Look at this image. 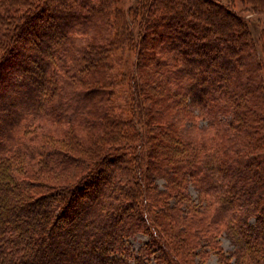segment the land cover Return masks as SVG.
<instances>
[{"label": "trees", "instance_id": "obj_1", "mask_svg": "<svg viewBox=\"0 0 264 264\" xmlns=\"http://www.w3.org/2000/svg\"><path fill=\"white\" fill-rule=\"evenodd\" d=\"M235 7L0 0V264H185L218 229L234 264H264V23ZM41 118L66 130L36 142ZM197 180L215 210L190 205ZM138 232L153 244L132 256Z\"/></svg>", "mask_w": 264, "mask_h": 264}, {"label": "rangeland", "instance_id": "obj_2", "mask_svg": "<svg viewBox=\"0 0 264 264\" xmlns=\"http://www.w3.org/2000/svg\"><path fill=\"white\" fill-rule=\"evenodd\" d=\"M55 1V0H52ZM223 4H227L228 1H231V3L236 2V12L248 17L252 22L254 21L255 24L260 25L261 28H263L264 23V17L259 15L250 14V11L248 9L247 5H241L239 3V0H220ZM135 0H120L121 7L123 11L127 12L128 8L134 4ZM2 5V4H1ZM258 21V22H257ZM97 32V31H96ZM4 33L1 30V42L3 40ZM39 40V38H37ZM98 42V40H96ZM35 54H41V50H36ZM121 63L119 68V71L121 73V79L123 82V87H120L121 95L119 105H123V101H126L129 95V88L132 85V76L133 72H131V67L133 60L135 58L134 54L132 53V49L129 48V50H125L121 54ZM33 63V64H32ZM32 65H35L34 62H31ZM152 69V68H151ZM150 105V103H148ZM11 115V114H10ZM193 116H196V118H193L192 125H194V132L196 134L197 128H204L206 131H210L211 128L208 127V122L202 118L199 117V114L196 110H193ZM66 130L63 126H59V124L47 121L46 119H40L35 125H33V130L37 132L39 135L41 133L45 134L46 138L37 137L36 142H46L47 140H50L53 136H56L59 134L60 129ZM234 133V132H233ZM231 133V135L233 134ZM235 134V133H234ZM197 135V134H196ZM235 135H232V138ZM258 171V170H257ZM256 171V172H257ZM259 172V171H258ZM150 184V190H154L156 192H161L164 190V181L163 179L159 178L158 176H155L151 179L149 182ZM200 181L197 180L196 182H190L187 185V193L188 197L191 198V204L198 206L199 208L206 209V210H215L218 207V203L213 198L211 193H208V195L203 194L204 192V185H200ZM201 190L203 192H201ZM173 200H171L172 202ZM210 229V228H209ZM207 229V230H209ZM218 233H210L207 235V238L209 237H215L214 241L216 244L208 247H205V251L207 252L206 255L199 254L198 256L195 255L191 259H185L183 262L185 264H234V252L236 250V246L234 245L233 241L230 237L226 235L223 229H218ZM153 244V241L151 237L145 233V232H138L136 236H134L132 239H128L126 241V246L128 247L129 251L131 252L132 256H136L137 252L140 248L145 246H150ZM156 249V247H155ZM199 249H197L198 251ZM196 252V251H195ZM194 253V252H193ZM155 254L158 255V251L155 250ZM196 254V253H194ZM152 264V262L150 263Z\"/></svg>", "mask_w": 264, "mask_h": 264}]
</instances>
